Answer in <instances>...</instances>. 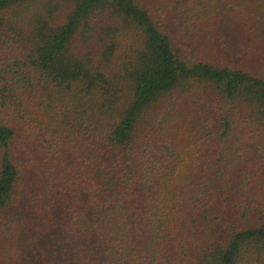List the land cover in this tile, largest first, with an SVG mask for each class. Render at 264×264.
<instances>
[{"label": "trees", "instance_id": "1", "mask_svg": "<svg viewBox=\"0 0 264 264\" xmlns=\"http://www.w3.org/2000/svg\"><path fill=\"white\" fill-rule=\"evenodd\" d=\"M0 264H264V0H0Z\"/></svg>", "mask_w": 264, "mask_h": 264}]
</instances>
